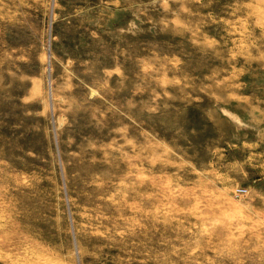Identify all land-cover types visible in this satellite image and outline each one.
I'll return each instance as SVG.
<instances>
[{
  "label": "rangeland",
  "instance_id": "obj_1",
  "mask_svg": "<svg viewBox=\"0 0 264 264\" xmlns=\"http://www.w3.org/2000/svg\"><path fill=\"white\" fill-rule=\"evenodd\" d=\"M0 264H264V0H0Z\"/></svg>",
  "mask_w": 264,
  "mask_h": 264
},
{
  "label": "bare ground",
  "instance_id": "obj_2",
  "mask_svg": "<svg viewBox=\"0 0 264 264\" xmlns=\"http://www.w3.org/2000/svg\"><path fill=\"white\" fill-rule=\"evenodd\" d=\"M230 118H231V121L233 123H235V124L239 123V121L236 118H234L233 116H231Z\"/></svg>",
  "mask_w": 264,
  "mask_h": 264
}]
</instances>
